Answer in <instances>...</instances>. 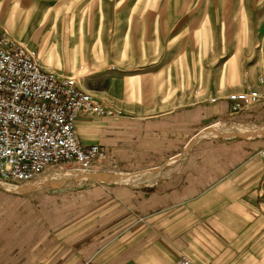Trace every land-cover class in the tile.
Segmentation results:
<instances>
[{"label":"crops","instance_id":"crops-1","mask_svg":"<svg viewBox=\"0 0 264 264\" xmlns=\"http://www.w3.org/2000/svg\"><path fill=\"white\" fill-rule=\"evenodd\" d=\"M105 2L0 0V36L63 74L80 77L86 64L80 85L123 110L76 127L105 151L103 169L133 176L47 180L28 193L0 186V264H264V132L199 139L178 156L216 120L264 128V41L252 50L242 27L226 30L239 42L227 43L216 74L215 57L204 67L213 48L197 9L170 16L168 0ZM248 84L260 101L231 111L227 96Z\"/></svg>","mask_w":264,"mask_h":264},{"label":"built area","instance_id":"built-area-1","mask_svg":"<svg viewBox=\"0 0 264 264\" xmlns=\"http://www.w3.org/2000/svg\"><path fill=\"white\" fill-rule=\"evenodd\" d=\"M227 99L237 112L260 101L261 95L248 84ZM122 114L121 108L84 89L77 76L45 67L37 51L8 34L0 36V186L32 184L59 165H66L62 171L83 172L88 178L109 171L101 167L103 148L83 143L76 125L83 116ZM83 264L93 262L86 259ZM175 264L199 263L183 256Z\"/></svg>","mask_w":264,"mask_h":264},{"label":"rangeland","instance_id":"rangeland-1","mask_svg":"<svg viewBox=\"0 0 264 264\" xmlns=\"http://www.w3.org/2000/svg\"><path fill=\"white\" fill-rule=\"evenodd\" d=\"M104 1H106L105 2V5H106V4H109L107 2H110L112 0H104ZM137 1L138 0H136V2ZM168 2H169L168 11H169L170 16H171L170 11H172L173 14L175 15L184 16L186 14H191L193 10L197 9L201 17V20L202 18L206 19L205 23L203 24L205 26V29L201 30L200 36H201V39L207 38L208 41H210V46L213 49H212L211 57L209 58V60L205 61L204 67L207 68L209 66V64L207 63L213 62L212 58L215 57V68L217 70L216 74L220 73V67L223 61L225 60V58L228 57L229 52L237 47L236 45L239 42L238 39L237 40L233 38L229 39L228 37L229 35L226 30L229 31L230 35H235L238 29L242 27V29L246 33V37H245L246 43L245 44L247 48L250 47L252 48V50H254V48L256 49V47L260 48L262 45V42L264 41V38H263L264 37V0H168ZM159 8L160 7H157V9ZM239 20H242V22H240ZM227 43L231 45V49L229 52L223 53V50L225 46H227ZM32 50L37 51L35 49H32ZM253 58H254V55H247V62L250 60V62L247 63V66L251 65L254 62ZM78 67L79 69L82 68L81 69L82 74L83 73L88 74L86 72H91L89 68L87 69L86 64H80ZM84 75L80 77L83 78ZM75 76H77V78H80L79 73ZM200 90L202 92V89ZM248 107L244 108L243 110L237 111V112L244 111ZM230 110L233 111L231 109V106H230ZM217 122H219V124L212 125ZM214 126L215 127L217 126L218 127L217 129H221V131H219L218 133H214V134H208V135L203 134L202 135L203 130H207ZM245 126L246 127L247 126L259 127V125H256L255 123H250V122L242 123L236 120H228V121L216 120L211 124L209 123L206 126H204L198 132V134H196V136L193 138L192 141L186 144L185 148L178 154V156L182 157V155L185 152H187L190 145L199 139L217 137V138H223V139L225 138L226 140H233V139L243 138V135L237 134V135L231 136L230 133L232 131L238 132L240 128H243ZM65 166L66 165H59V166L50 168L45 174L42 175L43 178L35 182V184L34 182L32 184H24L23 186L20 185L19 188L11 184H8L10 186H7V184L3 186L8 188L9 190L11 188H13L12 190L21 189L20 191L28 193V192L34 191L35 186L40 185V183L42 184L43 181L45 182L47 180H51L53 182L56 181V182L61 183V182H66L68 180H74L76 179L75 178L76 176L78 177L81 176L80 174L72 175L70 172L65 171V170L62 171L61 169L65 168ZM63 173H69L70 175L55 177V178L52 177L53 175L58 176L56 174H63ZM111 175L122 176V177L118 178L117 181L113 179L112 182H106V183L127 184L128 182L129 183L132 182V178H133L131 174H128V172L121 171V170H117L116 173L112 172ZM127 176L130 178L127 180L124 179V177H127ZM96 178L101 179V180H106L101 175L96 176Z\"/></svg>","mask_w":264,"mask_h":264},{"label":"bare ground","instance_id":"bare-ground-1","mask_svg":"<svg viewBox=\"0 0 264 264\" xmlns=\"http://www.w3.org/2000/svg\"><path fill=\"white\" fill-rule=\"evenodd\" d=\"M218 127L216 126H214V127H211V128H209V129H207V130H203V134H214V133H218L219 131H221V129H217ZM240 128V127H239ZM223 130V129H222ZM227 130H228V128H227ZM240 130L241 131H243L244 132V134H245V132L247 133L248 131H251L252 133H262L263 134V132H264V128H253V129H248V127H243V128H240ZM261 134V135H262ZM253 135V134H252ZM255 136V135H254ZM110 171H106V172H103V173H92L93 175L92 176H98V175H101L103 178H105L106 180H108V181H112L113 179H115V181H117L118 180V178H121L122 176H116V175H111L112 174V172H110ZM86 173H80V177H83V176H87V175H85ZM106 174V175H105ZM56 175H58V176H52L53 178H55V177H61V176H69L70 174L69 173H63V174H56ZM74 175V174H73ZM130 176V175H129ZM130 177H124V179H129ZM120 180V179H119ZM5 184H7V186H10V185H8L9 183H3V185H5ZM12 185V184H11ZM15 186V185H14ZM11 188V187H10ZM11 189H13V188H11Z\"/></svg>","mask_w":264,"mask_h":264}]
</instances>
